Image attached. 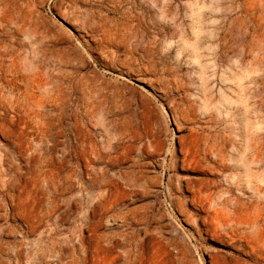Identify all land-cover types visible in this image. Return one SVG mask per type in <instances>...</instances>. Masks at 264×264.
Segmentation results:
<instances>
[{"label":"rangeland","instance_id":"374dc122","mask_svg":"<svg viewBox=\"0 0 264 264\" xmlns=\"http://www.w3.org/2000/svg\"><path fill=\"white\" fill-rule=\"evenodd\" d=\"M31 13L0 22V264H264V0ZM60 59L100 94L49 96Z\"/></svg>","mask_w":264,"mask_h":264},{"label":"bare ground","instance_id":"6f19581e","mask_svg":"<svg viewBox=\"0 0 264 264\" xmlns=\"http://www.w3.org/2000/svg\"><path fill=\"white\" fill-rule=\"evenodd\" d=\"M34 3H35V0H0V19H2L0 22H3L6 23V24H9L8 27H10V24H24V23H27V22H30V19H31V8L32 6H34ZM34 9V7H33ZM131 15V14H130ZM126 17V16H125ZM5 25V24H4ZM28 25V24H27ZM2 26V25H1ZM6 26V25H5ZM16 26V25H15ZM18 26V25H17ZM120 27V26H119ZM131 28V27H130ZM129 27H125L126 30H130ZM22 29V27H21ZM124 29V30H125ZM132 30V29H131ZM28 31V30H27ZM19 32V31H18ZM127 32V31H126ZM131 32V31H130ZM25 37V36H24ZM122 38V37H121ZM32 45V44H31ZM131 51V50H130ZM132 54V53H130ZM113 56V55H112ZM127 56H125V58L122 60V62L126 59ZM129 58V57H128ZM133 58V57H132ZM115 59V58H114ZM113 59V60H114ZM120 59V58H119ZM118 59V60H119ZM57 60V59H56ZM66 60V59H65ZM35 61V60H34ZM55 61V60H54ZM127 61V60H126ZM130 61V60H129ZM125 62V61H124ZM121 63V61H120ZM55 64V62H54ZM53 64V65H54ZM37 65V64H36ZM69 63L68 61L65 62L63 60H59L58 63L56 64V67L54 68L55 69V75H49L47 74L46 72H44L43 68L42 67H39L38 70L35 71V76L34 78H38L40 79L39 81L41 82V84H38L41 85L42 87H50V93H52V95H49V96H53L52 98H60L63 94V91L61 89V84H63L64 82L67 83V80L71 81L69 82L70 84L73 83V88L75 89L76 92L80 91L82 93H89V94H100V92L102 91V88H103V81L102 79L99 77V76H96L95 72L94 74L92 73V76H87V75H78V77L76 76L75 72H73L72 70L69 69ZM128 67L130 66V63L128 64ZM43 66V65H41ZM36 68V67H35ZM72 69V68H71ZM105 70H108V71H112L110 68H106ZM33 72V70H31ZM49 71V70H48ZM53 72V71H52ZM77 77L74 79V81L72 82V78L74 77ZM29 77V76H28ZM30 78V77H29ZM27 79V78H26ZM37 82V81H36ZM68 83V85H69ZM34 84V83H33ZM65 84V83H64ZM37 85V84H36ZM32 86V85H31ZM38 86V85H37ZM40 87V86H39ZM43 87V88H44ZM48 89V88H46ZM45 89V90H46ZM73 89V90H74ZM44 90V89H42ZM64 95V94H63ZM46 96V95H45ZM65 96V95H64ZM55 99V100H56ZM62 99V98H60ZM59 101V100H58ZM58 106V105H57ZM61 110V109H60ZM124 132V131H123ZM248 133V132H246ZM121 135L123 133H120ZM127 134V133H126ZM125 134V135H126ZM249 136V135H248ZM246 136V138L248 137ZM249 139V138H248ZM250 140V139H249ZM247 141V140H246ZM263 143H264V133L263 135H260L257 139V143H256V150H258V148H262L263 149ZM250 146V145H249ZM254 146V144H253ZM255 147V146H254ZM253 147V148H254ZM261 149V150H262ZM260 150V151H261ZM259 153V152H257ZM264 153V152H262ZM35 161V160H34ZM33 161V162H34ZM46 161V160H45ZM36 163V161L34 162ZM45 163V162H43ZM39 168H40V165H38ZM37 168V167H36ZM46 172V170H44ZM38 172V171H37ZM47 173V172H46ZM49 173V172H48ZM51 174V173H50ZM49 174V175H50ZM48 175V174H47ZM48 175V176H49ZM31 176V175H30ZM43 177H44V174H43ZM46 177V175H45ZM27 178V177H26ZM42 178V176H41ZM48 178V177H47ZM45 178V179H47ZM50 178V177H49ZM36 179H39V178H36ZM40 180V179H39ZM48 180V179H47ZM34 181V180H33ZM256 191H259V190H256ZM200 193L201 194H204L205 193V190H200ZM256 194H259V193H255ZM264 194V193H263ZM258 196V195H256ZM264 196V195H263ZM261 196V197H263ZM260 197V194H259V198ZM258 198V199H259ZM262 199V198H261ZM257 200V199H256ZM263 200V199H262ZM264 201V200H263ZM258 202V201H257ZM260 202V201H259ZM258 204V203H257ZM261 204V203H260ZM254 209L255 211H252L254 212V219L252 220L251 224L253 226V229H256L255 232V238L256 239V242L258 243V245H261L263 244L264 246V204L260 207V205H256L254 204ZM250 211V210H248ZM247 211V212H248ZM246 220V219H245ZM250 214H249V217H248V223H247V227L248 225L250 226ZM246 222V221H245ZM244 224V223H243ZM250 228V227H249ZM250 233V232H249ZM254 235V234H253ZM255 241V240H254ZM254 242V243H256ZM256 243V244H257ZM260 248V247H259ZM261 249L263 250V248H260L259 250L261 251ZM256 250V249H255ZM262 255V254H261ZM260 255V256H261Z\"/></svg>","mask_w":264,"mask_h":264}]
</instances>
